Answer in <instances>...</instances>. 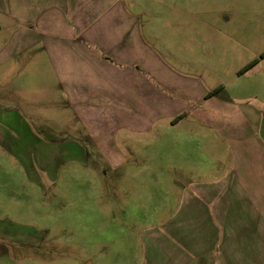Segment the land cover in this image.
I'll return each instance as SVG.
<instances>
[{
  "label": "rangeland",
  "instance_id": "obj_1",
  "mask_svg": "<svg viewBox=\"0 0 264 264\" xmlns=\"http://www.w3.org/2000/svg\"><path fill=\"white\" fill-rule=\"evenodd\" d=\"M120 5L141 16L161 60L148 71L159 92L137 85L115 128L111 94L98 97L106 119L88 95L79 121L71 103L86 97L68 93L52 56L1 62L15 31L0 32V264H151L153 235L182 224L197 190L228 180L236 154L257 146L264 168V0ZM14 110L27 123L2 124Z\"/></svg>",
  "mask_w": 264,
  "mask_h": 264
},
{
  "label": "crops",
  "instance_id": "obj_2",
  "mask_svg": "<svg viewBox=\"0 0 264 264\" xmlns=\"http://www.w3.org/2000/svg\"><path fill=\"white\" fill-rule=\"evenodd\" d=\"M79 1L17 0L20 5H1L0 32L15 31L1 51L5 54L1 62L18 61L25 53H30L32 60L40 51L50 54L68 93L78 99L86 97L84 102L71 103L79 121L87 124L88 95L96 96L91 99V109L101 111L95 120L106 119L105 98L98 97L111 94L115 104L110 108L115 114L109 117L115 128L125 115L117 111L135 103L132 93L137 85L145 95L159 92L148 71L150 60L161 59L142 33L141 16L121 6L120 0L101 9L89 7L87 0ZM1 90L5 94L4 88ZM0 108L8 111L2 104ZM15 113L2 124L27 123L28 114ZM259 138L262 147L264 136ZM261 150L252 146L251 154H236L239 161L229 170L228 180L197 190L186 205L190 206L182 224H166L167 229L153 235L161 245L159 252L150 248L151 264H264Z\"/></svg>",
  "mask_w": 264,
  "mask_h": 264
},
{
  "label": "trees",
  "instance_id": "obj_3",
  "mask_svg": "<svg viewBox=\"0 0 264 264\" xmlns=\"http://www.w3.org/2000/svg\"><path fill=\"white\" fill-rule=\"evenodd\" d=\"M262 57H264V53L262 55ZM259 61L258 60H254L252 61L250 64H248L242 71L243 72H246L248 71L250 68H252L255 64H257ZM222 89V87L214 90V91H211L210 93H208V95L206 96L207 98H210V97H213L215 94H217L220 90Z\"/></svg>",
  "mask_w": 264,
  "mask_h": 264
}]
</instances>
